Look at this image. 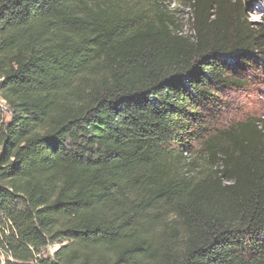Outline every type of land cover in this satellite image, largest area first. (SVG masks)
Segmentation results:
<instances>
[{"label": "trees", "instance_id": "1", "mask_svg": "<svg viewBox=\"0 0 264 264\" xmlns=\"http://www.w3.org/2000/svg\"><path fill=\"white\" fill-rule=\"evenodd\" d=\"M253 1L0 0V264H264Z\"/></svg>", "mask_w": 264, "mask_h": 264}, {"label": "rangeland", "instance_id": "2", "mask_svg": "<svg viewBox=\"0 0 264 264\" xmlns=\"http://www.w3.org/2000/svg\"><path fill=\"white\" fill-rule=\"evenodd\" d=\"M129 5L148 7L152 2H159L162 7L173 14L180 27L187 29V18L190 12L188 0H126ZM246 19L253 25L264 24V0H255L247 4ZM243 90L229 91L222 98L226 103L220 105V120L235 121L249 118L264 119V74L255 72ZM0 107L6 121L10 113L0 101ZM59 247L58 244L49 245L47 250L52 253ZM0 259L4 256L0 254Z\"/></svg>", "mask_w": 264, "mask_h": 264}]
</instances>
